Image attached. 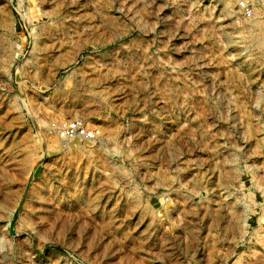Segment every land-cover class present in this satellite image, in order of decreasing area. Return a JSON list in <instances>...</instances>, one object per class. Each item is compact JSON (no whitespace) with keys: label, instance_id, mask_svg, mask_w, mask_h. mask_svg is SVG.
I'll return each instance as SVG.
<instances>
[{"label":"rangeland","instance_id":"obj_1","mask_svg":"<svg viewBox=\"0 0 264 264\" xmlns=\"http://www.w3.org/2000/svg\"><path fill=\"white\" fill-rule=\"evenodd\" d=\"M260 39L264 0H0V264H264Z\"/></svg>","mask_w":264,"mask_h":264},{"label":"built area","instance_id":"obj_2","mask_svg":"<svg viewBox=\"0 0 264 264\" xmlns=\"http://www.w3.org/2000/svg\"><path fill=\"white\" fill-rule=\"evenodd\" d=\"M78 124L77 123H71L67 127H65L63 130L65 132V135H62L63 139L69 140V139H75L76 137L80 136L83 137V135H80L78 130Z\"/></svg>","mask_w":264,"mask_h":264},{"label":"bare ground","instance_id":"obj_3","mask_svg":"<svg viewBox=\"0 0 264 264\" xmlns=\"http://www.w3.org/2000/svg\"><path fill=\"white\" fill-rule=\"evenodd\" d=\"M258 47L261 49V52L264 54V39L259 40Z\"/></svg>","mask_w":264,"mask_h":264}]
</instances>
